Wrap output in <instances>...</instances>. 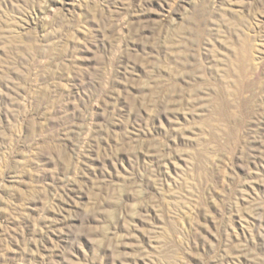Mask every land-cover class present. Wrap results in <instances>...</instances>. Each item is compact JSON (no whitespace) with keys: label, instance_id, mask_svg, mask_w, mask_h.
I'll list each match as a JSON object with an SVG mask.
<instances>
[{"label":"rangeland","instance_id":"rangeland-1","mask_svg":"<svg viewBox=\"0 0 264 264\" xmlns=\"http://www.w3.org/2000/svg\"><path fill=\"white\" fill-rule=\"evenodd\" d=\"M0 264H264V0H0Z\"/></svg>","mask_w":264,"mask_h":264}]
</instances>
